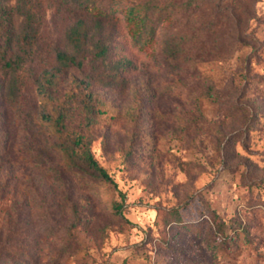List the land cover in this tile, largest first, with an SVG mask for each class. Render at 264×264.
Instances as JSON below:
<instances>
[{
	"label": "rangeland",
	"instance_id": "1",
	"mask_svg": "<svg viewBox=\"0 0 264 264\" xmlns=\"http://www.w3.org/2000/svg\"><path fill=\"white\" fill-rule=\"evenodd\" d=\"M0 4L17 68L0 38V260L264 264V0L206 6V54L182 73L134 45L122 14ZM62 144L87 146L115 184L81 185Z\"/></svg>",
	"mask_w": 264,
	"mask_h": 264
},
{
	"label": "trees",
	"instance_id": "2",
	"mask_svg": "<svg viewBox=\"0 0 264 264\" xmlns=\"http://www.w3.org/2000/svg\"><path fill=\"white\" fill-rule=\"evenodd\" d=\"M73 4L86 12H92L102 18H108L122 14L124 27L133 38L134 45L145 49L153 45H159V54L165 67L175 73L188 70H196V64L206 54L205 33L213 27V21L203 22L200 14L208 5L219 0H62ZM17 12L24 16L29 26L31 14L24 6H17ZM8 10L0 4V38L3 39L4 49L1 52L4 66L16 70L15 62L6 59L7 53L12 52L11 42L13 39V28ZM78 31L71 32L70 38L79 45ZM95 52L97 57L107 56L108 47L97 45ZM0 46V50H1ZM3 54L5 56H3ZM59 66L70 67L81 63L76 61V56L66 51L56 54ZM63 120V116L59 120ZM83 139L79 138L78 144ZM2 146H0V150ZM58 151L64 152L68 158L75 178L81 185L89 187L93 179H99L106 183H114L110 174L100 166L94 159L89 148L85 146L80 152H75L67 145H60ZM3 154L0 152V159ZM45 235H53V228H42ZM57 259L52 261L56 264ZM0 264H5L0 260ZM15 264H40L38 256L20 258Z\"/></svg>",
	"mask_w": 264,
	"mask_h": 264
}]
</instances>
